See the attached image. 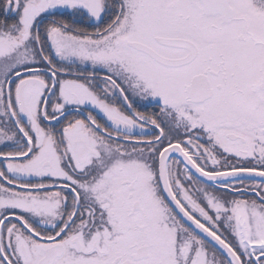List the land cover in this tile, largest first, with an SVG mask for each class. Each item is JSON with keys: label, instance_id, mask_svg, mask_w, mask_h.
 I'll use <instances>...</instances> for the list:
<instances>
[{"label": "snow or ice", "instance_id": "obj_1", "mask_svg": "<svg viewBox=\"0 0 264 264\" xmlns=\"http://www.w3.org/2000/svg\"><path fill=\"white\" fill-rule=\"evenodd\" d=\"M0 264H264V0H0Z\"/></svg>", "mask_w": 264, "mask_h": 264}]
</instances>
